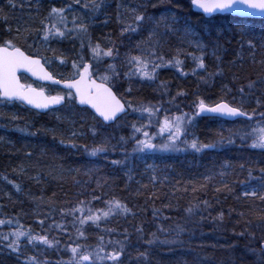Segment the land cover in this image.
Segmentation results:
<instances>
[{
  "label": "trees",
  "instance_id": "obj_1",
  "mask_svg": "<svg viewBox=\"0 0 264 264\" xmlns=\"http://www.w3.org/2000/svg\"><path fill=\"white\" fill-rule=\"evenodd\" d=\"M86 2L0 0V42L18 37L16 43L26 54L46 58L42 61L55 78H71L73 62L81 63V39L72 33L45 42L41 31L50 9L64 7L67 28L75 27L74 17L76 24H87L83 44L113 48L107 59L118 75L108 68L101 75L112 77V90L125 105H152L161 119L192 115L199 97L209 105L243 102L256 115L235 122L196 117L191 132L214 148L196 152L183 144L179 151L134 152L129 112L106 126L75 101L45 114L0 102V264H28L30 257L38 264H65L77 245L78 254L98 252L100 257L122 248L118 261L93 255L83 264H262L264 220L259 217L264 203L243 193L262 190L264 149L250 147L252 139H241V134L264 119L259 116L264 112V20L228 15L206 19L192 12L190 0H103L97 10L85 8ZM132 9L146 19L138 31L122 35V28L134 22ZM197 42L204 45L203 52ZM153 50L173 62L157 69L152 80L125 76L135 72L131 57L154 61ZM194 57H203L205 68L197 67ZM176 59L182 61L179 66ZM147 70L152 71L151 63ZM43 88L48 95L64 93ZM101 145L107 151L97 156L84 150ZM113 199L129 211L104 217ZM89 209L100 219L88 220ZM17 231L46 236L51 244L29 242L25 235L14 252L7 244Z\"/></svg>",
  "mask_w": 264,
  "mask_h": 264
},
{
  "label": "snow or ice",
  "instance_id": "obj_2",
  "mask_svg": "<svg viewBox=\"0 0 264 264\" xmlns=\"http://www.w3.org/2000/svg\"><path fill=\"white\" fill-rule=\"evenodd\" d=\"M74 2L79 4L81 3V0H74ZM102 3L103 0H99V2H97V0H89V2L84 3L83 6L85 8L91 7L93 10H97L101 7ZM191 5L202 10L203 14L209 16L216 12H227L230 14H238L241 17L264 18V0H191ZM14 6L15 5H13V7ZM131 11L134 15V22H129L125 27L122 28V35L125 32L138 31L139 26L146 19L144 14H136L135 9H132ZM65 12L66 9L64 7H52L50 9L48 15L44 18V20L41 21L43 26L41 29L43 33L42 40L47 42L51 39L64 38L66 35L76 33V36L82 41L81 48H83V39L88 34L87 24H76V18L74 17L73 24L75 27L72 29L67 28V17ZM147 19L152 20L153 18L148 17ZM164 19L165 17L162 16L161 20ZM172 19L175 20V16H173ZM156 26L159 27V21L156 22ZM154 34V32L150 33L149 40ZM17 39L18 37H15L0 42V102L21 101L27 105H31L36 109H48L53 105H61L65 101H78L80 105H90L91 108L95 110L97 117L102 119L103 122H114L120 118V114L125 113V104L121 103V100L118 99L116 94L112 91V86L110 85V80L112 77L108 75H102L99 77V82H97L96 79L92 78L93 73L90 71L92 65L89 63H84L83 56L80 57L81 63L78 64L75 61L73 62L72 67L75 69V72L71 78L64 80L56 79L52 73L45 69L44 64L41 63V59L46 58H38L37 56L26 54L25 51H22L21 47L17 45ZM249 45L251 47H255L251 41H249ZM89 47H91L93 59L96 60L97 63H99V59L97 58L102 56L113 57V48H108L107 51H104L101 49L99 44H96L95 47H92L90 41ZM137 47H140V45H137ZM197 47L201 50V52H203V44L197 42ZM150 54L155 56L156 60H143L140 56L131 57L128 62L130 64L134 62L135 72H126L125 76L139 74L141 78L152 80L155 78L157 69L166 66V63L171 64L173 62L171 60L165 62L164 57L162 55L157 56L154 50ZM194 59L199 61L197 67L201 69L205 68L203 57H194ZM217 59H219V57H217ZM61 63H64V61L61 60ZM149 63L152 65L151 72L147 70ZM181 63L182 61L179 59L175 60V65L179 66ZM109 69L112 71L113 76L118 75V73L115 71L114 65H109ZM21 70L31 73L33 76L38 77V79L42 81H51L54 85H60L63 83L64 88L67 89V92L65 94L46 95L43 87L34 88L32 85L22 84L19 76L17 75V73ZM253 87L254 82H250L248 84V88L252 89ZM131 90V87H129L128 91L131 92ZM239 91L241 94H243L244 88H240ZM178 95H183V93H178ZM173 99H175V97H173ZM193 106L196 111L192 115H189L188 113H181L172 119L165 117L160 131L161 133L167 131L168 135L166 142L159 144L153 143V138L149 136L147 131L143 132L145 139H139L135 135H132L130 139L134 140L136 144L133 151H179L181 150L179 147L181 144L186 145L188 148H191L196 152H200L204 149L214 148L216 145L213 143H200L196 138H193L191 141L187 139L189 126L193 124L197 116H200L201 114H210L214 117H244L251 121L256 115L255 110H253L252 113L247 112L243 108V102H241L240 106H233L230 103L221 100V102L215 103L214 105H209L204 99L198 97ZM127 107H132L130 102L128 103ZM133 111H140L142 113L147 112L149 116H152L156 111H159V109L154 111L152 106H141L139 108H133ZM259 116L264 118V112L259 113ZM260 124H264V119L259 121L255 127L249 125L251 131L249 132L245 130L241 134V139L251 138L252 143L250 147L264 149V127H260ZM142 127L145 126L142 125L141 127H137L135 124L132 125L134 133L140 132ZM93 134H95V132H93ZM72 135L76 136L77 133L73 132ZM124 139V137H121V140ZM228 142L232 143L233 141L231 138H229ZM61 143H64V141L61 140ZM72 146L76 147V144L73 143ZM84 150L88 152L90 156H97L99 153L107 151V147L106 145H101L88 149L87 146H84ZM112 163L119 164L122 163V161H112ZM261 188L262 190L259 192L255 189L250 192L245 191L243 195L245 197H253L264 203V185H262ZM78 210L83 211V209ZM116 210L124 213L129 211L127 206L121 203L120 200L113 199L112 201L108 202V211H104L103 216L108 217ZM187 211L191 213L192 209L189 208ZM262 212H264V210H262ZM89 213L90 214L87 217L88 220L95 222L100 219L99 216L91 215V209H89ZM259 218L264 220V215H260ZM2 223L4 222L0 221V224ZM41 223H43V221H41ZM80 223L83 224L85 221L81 219ZM13 235L16 237V239L10 241L7 244V247L14 252L19 251V239L25 235L28 236L29 242L39 239L44 244H51L46 236L33 237L30 232L25 233L23 231H17L13 233ZM81 235H83V233H81ZM3 239L8 241V236H4ZM148 243L151 244L153 241L150 240ZM80 247V245H77V247L70 248L72 257L69 261L65 262V264H83L85 261H90L93 255H95L98 259L106 258L115 262L118 261L122 251L121 248L120 251H113L112 253L106 254L105 257H100L98 252H84L83 254H78V249ZM260 250L262 253H264V242H262ZM100 251H103V249H100ZM28 264H38V262L36 261L35 257H30ZM262 264H264V260H262Z\"/></svg>",
  "mask_w": 264,
  "mask_h": 264
},
{
  "label": "rangeland",
  "instance_id": "obj_3",
  "mask_svg": "<svg viewBox=\"0 0 264 264\" xmlns=\"http://www.w3.org/2000/svg\"><path fill=\"white\" fill-rule=\"evenodd\" d=\"M84 52H86V56H88V59H89L88 63L90 65H92L90 71H92L93 77L96 78L97 80H99V77L102 76L101 75L102 72H105V74H106V70H107V68L109 69V65H111V62H109V60L107 59V56H102L100 58H97V59H99V63H97V61L93 59V54L91 51V47H89V43L84 44L82 50L79 53V57H78L77 61L81 62L80 57L83 56V58H84V55H83ZM84 63H87V62H84ZM104 66H105V68H104ZM57 94H64V93L56 92L55 95H57ZM149 106H152V105H149ZM127 108H128L129 115H131L133 117L134 122L132 123V125L135 124L137 127H141L142 125L145 126V127H142V130L140 132H136V133H134V130L131 129V131H130L131 136L135 135L139 139H145L143 132L147 131L149 133V136L153 138L152 140H154V141H155V139L158 140L157 144L166 142L168 133H167V131L161 133L160 129L164 123L165 117L172 119L175 117V115H169V116L163 115V118L157 119L156 112L154 115L149 116V114L147 112L142 113L140 111H133V108H134L133 106L131 108H129V107H127ZM153 109H154V111L156 110L155 107H153ZM163 112L165 113V111H163ZM193 125H194V122L192 125L189 126V129H188L187 139L189 141H191L193 138H195L194 134L191 132ZM131 143L134 144V147L136 146L135 141L132 139H131ZM182 146H184V145L181 144L179 146L180 149H182Z\"/></svg>",
  "mask_w": 264,
  "mask_h": 264
},
{
  "label": "water",
  "instance_id": "obj_4",
  "mask_svg": "<svg viewBox=\"0 0 264 264\" xmlns=\"http://www.w3.org/2000/svg\"><path fill=\"white\" fill-rule=\"evenodd\" d=\"M190 6H191V10L192 12H195V13H198V14H201L202 16H204L206 19L212 17V16H216V15H228V16H231V17H235V18H240V19H250V20H264V18H261V17H241L239 16L238 14H235V13H220V12H216V13H213L212 15H205L203 14L202 10L200 9H197L195 8L194 6L191 5V0H190ZM23 51V50H22ZM41 63H43V61L41 60ZM45 69L50 72L46 66L44 65ZM51 73V72H50ZM17 75L19 76L20 78V81L22 84H25L22 82L21 80V77H24L26 78L27 80H29L30 82L36 84V85H39V86H50V87H57L59 88L61 91L63 92H67V89L64 88V85L63 83H61L60 85H54L52 84L51 81H42L40 79H38V77L36 76H33L31 73H28V72H24L23 70H21L20 72L17 73ZM93 79H95L94 77H92ZM57 79V78H56ZM97 82H99L97 80ZM34 88H39V87H36V86H32ZM113 91V90H112ZM114 92V91H113ZM115 93V92H114ZM46 95H48L46 92H45ZM117 96V95H116ZM118 99H120L118 96H117ZM121 100V99H120ZM6 103H13V102H17V103H20L24 108L28 109V110H31V111H34L38 114H45L51 110H54V109H58L60 108L64 103H62L61 105H53V106H50L48 109H36L34 107H32L31 105H27L26 103L24 102H21V101H12V102H8V101H4ZM121 103L122 100H121ZM75 104L78 108H81V109H87L96 119H98L103 125H106V126H110L112 124H114L116 121L114 122H103L102 119L98 118L97 115L95 114V110L91 108L90 105H80L78 101H75ZM126 107V105H125ZM128 112V108L126 107V111L125 113L123 114H120V118L123 117L124 115H126ZM199 118H217V119H220V120H223L225 122H235L237 120H248L247 118H244V117H227V116H220V117H214L210 114H201L200 116H197ZM119 118V119H120Z\"/></svg>",
  "mask_w": 264,
  "mask_h": 264
}]
</instances>
